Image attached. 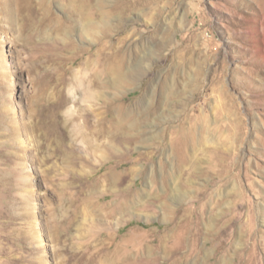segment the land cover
Segmentation results:
<instances>
[{
    "label": "rangeland",
    "instance_id": "obj_1",
    "mask_svg": "<svg viewBox=\"0 0 264 264\" xmlns=\"http://www.w3.org/2000/svg\"><path fill=\"white\" fill-rule=\"evenodd\" d=\"M122 1L107 39L134 34L142 75L106 160L80 136L98 45L57 0L23 24L0 7V264H264V0Z\"/></svg>",
    "mask_w": 264,
    "mask_h": 264
},
{
    "label": "bare ground",
    "instance_id": "obj_2",
    "mask_svg": "<svg viewBox=\"0 0 264 264\" xmlns=\"http://www.w3.org/2000/svg\"><path fill=\"white\" fill-rule=\"evenodd\" d=\"M57 2L59 10L63 12L70 21L72 20L68 28L71 30L79 26L82 29V38L92 44L98 45L97 50L95 49V51L91 53L93 59L91 60L90 57V61L86 64L89 69L88 81L90 84V91L88 94L86 93L85 101L89 102L93 109H81V115L86 128L80 136L94 154L97 152L102 153L100 155L101 160H106L108 156L105 150L110 152L111 155L118 156L119 151L117 148L119 146H121V148H126V146L130 145L133 141V139L129 137L130 134L127 135L124 132V120L127 116L129 118V114H127L128 111L125 104L120 102V99L123 97L122 92L134 83V78L138 77L139 79L142 74L139 68L137 70H130L127 65L131 61V55H127V53H125L127 51L125 50L122 52L121 49V44L124 43L128 37H131V32L123 37H118L116 39V45L112 44L113 46L107 38L111 37L109 25L111 18L113 16H118L119 18L125 17V14L135 9L138 3L117 0V2H111L112 4L105 8V0H57ZM43 4L44 0H5L0 2L2 12L1 18H11L8 19L9 23L16 24L22 21L21 23L23 24L25 21H29V16L42 10ZM44 14L47 16L50 15L49 13ZM103 77L108 78L107 83L109 84H107V87L119 93V95L114 94L115 96L113 95L114 98L112 99L104 97L100 92L102 87L101 79H103ZM148 95H150V93ZM179 133L181 134L180 141L183 143V141L187 139L185 136L186 134H182V131H179ZM100 139H106L107 141L101 142ZM136 172V169H132L130 175ZM120 177L121 175L117 171H111L108 175L110 184L107 190L113 191L118 196L123 195L124 188L122 184L126 178L124 177V179H122ZM128 194L129 193L124 195L126 196L125 198L130 196ZM181 222L182 221H180V224ZM220 249L222 250L223 247H220Z\"/></svg>",
    "mask_w": 264,
    "mask_h": 264
}]
</instances>
